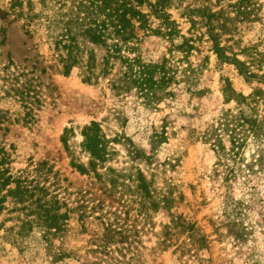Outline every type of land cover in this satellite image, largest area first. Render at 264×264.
Returning a JSON list of instances; mask_svg holds the SVG:
<instances>
[{
	"label": "rangeland",
	"instance_id": "obj_1",
	"mask_svg": "<svg viewBox=\"0 0 264 264\" xmlns=\"http://www.w3.org/2000/svg\"><path fill=\"white\" fill-rule=\"evenodd\" d=\"M28 1L34 11L48 12L44 5L65 9L69 0H22L21 7L0 0V147L7 154L3 167L30 187L21 200L0 188V264H105L101 260L109 256L117 258L115 264H264V168L254 162V173L244 168L238 176H227L225 165L202 137L234 104L225 101V83L245 95L260 84L245 81L232 64L218 62L205 29H189L179 13L189 7L219 12L221 44L260 75L264 0H173L178 9L168 10L179 33L193 39L186 57L165 36L138 31V54L152 62L167 57L168 67L175 69L165 90L172 94L153 102L134 88L117 92L103 79L83 82L78 67L69 75L57 72L51 66L54 44L47 29L40 26L25 33L20 12L27 10ZM149 21L158 26L157 18L150 16ZM180 34L174 44L182 41ZM91 120L100 122L111 140L110 155L97 169L101 181L70 164L71 154L88 161L80 147V128ZM69 127L73 133L66 150L60 136ZM150 133L163 138L152 159L144 162L135 158L136 148L150 153ZM247 143L244 163L259 153L256 143ZM261 148L264 151V144ZM139 174L153 197L167 195V205L154 209L148 199L139 200ZM33 186H46L66 202L60 212L67 209V219L47 246L36 225L17 235L21 221L36 219L40 212L33 201L43 192ZM236 200L241 201L238 212ZM231 217L240 221L241 240L234 238L237 228H231ZM183 221L194 223L197 235L205 237L206 246L195 253L175 249L189 235ZM105 223L125 231L109 244L108 256L97 246ZM164 232L168 241L163 244Z\"/></svg>",
	"mask_w": 264,
	"mask_h": 264
},
{
	"label": "trees",
	"instance_id": "obj_2",
	"mask_svg": "<svg viewBox=\"0 0 264 264\" xmlns=\"http://www.w3.org/2000/svg\"><path fill=\"white\" fill-rule=\"evenodd\" d=\"M43 3L45 4L46 0ZM10 5L21 7L22 0H11ZM237 5L241 6V3L238 2ZM178 6L179 3L173 0H69L65 9H62L65 5L56 7L55 10L52 5H44V9H49L48 12H36L28 1L27 10L21 11L20 15L24 17L23 27L27 35L40 26L47 29V34L54 44L51 55L54 62L51 66H55L57 72L69 75L73 68L78 67L83 82L96 83L103 79L117 92H129L134 88L147 102H153L159 100L162 95L172 94L171 91L165 90L170 80L174 78L175 69L168 67L170 60L167 57L152 62L145 61L138 54V31L165 36L173 47L181 49L186 57L193 47V39L179 33L176 21L168 10L169 7L178 9ZM142 7H147V11ZM189 9L188 12L179 11L181 17L190 23L189 29L199 25L205 29L204 33L210 42V49L217 61L232 64L245 81L256 79L260 84L245 95L236 91L229 82L225 83L222 89L225 101L234 104L231 108L223 110L210 125V132H204L202 136L214 151L218 163L225 165L227 176H238L237 173H242L244 168L254 173V162H257L256 165L260 169L264 168V151L261 148L264 144V74L258 75L251 71L247 62L228 53L226 46L221 44L220 33L217 31L222 26L217 19L219 12L212 11L208 7H189ZM150 16L158 19L156 28L152 27ZM179 34L183 39L180 43L174 44L173 40ZM72 133V127L64 128L60 136L66 150L69 148L68 139ZM80 135L82 137L80 147L88 153V161L84 163L76 160L70 153V164L81 174L94 173V177L101 181L97 169L102 168V164L110 155L108 143L111 140H108L109 138L104 134L101 123L95 120L84 124L80 128ZM225 136L229 142L227 148L224 145ZM162 138V135L150 133L148 141L150 153H146L145 149L136 148L135 158L140 157V160L149 162ZM247 140H252L258 145L259 153L257 158L252 157L253 160L244 163L242 151L248 144ZM6 156V151L0 147V188L6 187V193L15 194L19 197L18 200H21L20 198L23 199L29 192L30 187L21 179H15L8 174L7 169L3 167ZM137 181L139 200L148 199L154 209L159 208L160 204L167 205L169 202L167 195L161 196L160 199L153 197L142 174L138 175ZM11 184L14 185L13 188L10 187ZM111 185L114 186V181ZM33 188L43 192L33 201V203L37 202L40 212L36 219L21 221L17 235L22 237L23 232L31 231L36 225L42 230V239L47 246L51 236L60 233L67 219V209L60 212L62 206L66 207V202L54 192L49 193V188L46 186L39 188L33 186ZM240 207L241 201L236 200L235 211L238 212ZM105 224L101 242L97 246L104 255L108 256L109 244L114 242L115 236L122 237L125 231L112 227L109 223ZM239 224L238 219L231 217V228H237L234 235L236 240H241L243 237ZM182 225L189 235L186 241L177 243L175 249L180 250L181 253H195L206 246L204 235H197L194 223L183 221ZM162 235L161 243H167V233L164 232ZM101 261L105 264H115L117 258L109 256Z\"/></svg>",
	"mask_w": 264,
	"mask_h": 264
}]
</instances>
